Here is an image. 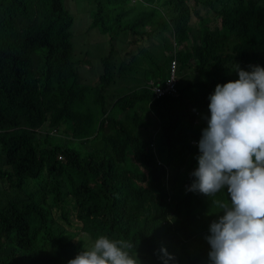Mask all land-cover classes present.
Here are the masks:
<instances>
[{
    "label": "trees",
    "instance_id": "1",
    "mask_svg": "<svg viewBox=\"0 0 264 264\" xmlns=\"http://www.w3.org/2000/svg\"><path fill=\"white\" fill-rule=\"evenodd\" d=\"M91 3L89 30L109 42L107 85L115 43H148L160 66L108 107L98 96L81 110L92 88L73 84L74 17L64 0H0V264H68L101 235L130 241L140 264H164L162 248L174 257L167 264H212L207 237L223 215L213 201L230 195L188 189L216 85L232 81L238 64L264 68V0ZM200 5L220 26L209 27ZM172 62L177 90L154 99L150 87H164ZM189 69L197 91L185 83ZM46 125L51 133L41 135Z\"/></svg>",
    "mask_w": 264,
    "mask_h": 264
},
{
    "label": "clouds",
    "instance_id": "2",
    "mask_svg": "<svg viewBox=\"0 0 264 264\" xmlns=\"http://www.w3.org/2000/svg\"><path fill=\"white\" fill-rule=\"evenodd\" d=\"M250 67L237 65L238 80L230 76L232 81L217 84L209 97L211 117L188 189L209 197L226 187L230 195V202L213 201L223 215L207 237L212 264H264V68ZM132 248L130 241L101 235L68 264H140ZM160 251L164 264L174 259Z\"/></svg>",
    "mask_w": 264,
    "mask_h": 264
},
{
    "label": "rangeland",
    "instance_id": "3",
    "mask_svg": "<svg viewBox=\"0 0 264 264\" xmlns=\"http://www.w3.org/2000/svg\"><path fill=\"white\" fill-rule=\"evenodd\" d=\"M105 1V0H101ZM67 11L74 17V26L71 30L72 43L74 46V72L77 78L73 79V84H77L82 87H91L92 91L86 96L84 104L80 108L84 110L87 107H91L98 96H102L100 101L101 106H106L113 101V97L118 98L123 97L125 94L122 92V87L127 86L126 91L133 89L135 85L133 84V79H148L154 73L156 67L160 66V61L156 56L155 52L148 47V43L143 41L136 42L132 47L129 45H121L120 43H115V48L113 49L114 61L110 65L111 70H113V79L109 85L105 83V77L102 74L101 62L107 58V54L110 50L109 42L106 37L101 36L97 31L89 30L90 18L89 15L94 8V5L88 0H64ZM197 11L201 18L209 21V27L214 28L215 26H220V19L217 17L214 10L211 8H206L200 5ZM193 26L195 31L199 28V20L193 18ZM164 37L172 41L167 34ZM184 45L180 48L184 51ZM144 47L145 53L138 55V49ZM165 57H169V53L165 52ZM172 65V64H171ZM239 68L244 71H251L250 66H257V63H250ZM138 67H141L138 69ZM188 74L190 79H186L185 83L187 87L192 85L194 91L199 90L196 85V75L189 69ZM232 75L235 80H238V73L236 68L232 69ZM100 77L102 79H100ZM122 79H127L122 81ZM177 76V66H176V77ZM189 94V90L186 88L185 95ZM205 103H208L209 99L203 98ZM196 107L199 110H203L201 105L198 104ZM106 108V107H105ZM107 110V109H105ZM99 111V109H97ZM140 111V108H137ZM149 114L152 113V109L149 108ZM211 117L210 111L204 110L203 122L201 127L206 129L208 127V120ZM57 134H55V130ZM52 134L58 135L63 142L72 140V132L63 127H55ZM41 135L46 133H51L48 125L41 129ZM74 147V144L72 145ZM86 151V150H83ZM61 159V157H60ZM74 217L71 215V221L73 222Z\"/></svg>",
    "mask_w": 264,
    "mask_h": 264
},
{
    "label": "built area",
    "instance_id": "4",
    "mask_svg": "<svg viewBox=\"0 0 264 264\" xmlns=\"http://www.w3.org/2000/svg\"><path fill=\"white\" fill-rule=\"evenodd\" d=\"M141 1V0H139ZM172 65L170 66V76L169 80L165 82L164 87L161 86H153L150 87V90L152 91V97L154 99H157L165 94L169 93H175L176 92V81L177 79H174L176 77V66L178 67L177 62H172ZM193 145H198L197 141L192 142Z\"/></svg>",
    "mask_w": 264,
    "mask_h": 264
},
{
    "label": "crops",
    "instance_id": "5",
    "mask_svg": "<svg viewBox=\"0 0 264 264\" xmlns=\"http://www.w3.org/2000/svg\"><path fill=\"white\" fill-rule=\"evenodd\" d=\"M91 0H88V2L90 3ZM173 43V41H171ZM175 46V44H173ZM175 51H181L180 48L179 49H175ZM206 264H208V262L206 261Z\"/></svg>",
    "mask_w": 264,
    "mask_h": 264
}]
</instances>
